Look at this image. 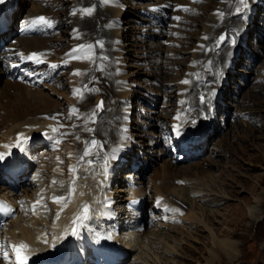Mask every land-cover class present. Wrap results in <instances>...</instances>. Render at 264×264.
Returning a JSON list of instances; mask_svg holds the SVG:
<instances>
[{"label":"rangeland","instance_id":"1","mask_svg":"<svg viewBox=\"0 0 264 264\" xmlns=\"http://www.w3.org/2000/svg\"><path fill=\"white\" fill-rule=\"evenodd\" d=\"M119 1L115 8L109 0H6L11 28L19 17L24 23L48 16L44 26L51 30L31 38L52 58L54 52L78 50L93 58L80 85L71 84L70 63L51 57L54 64L46 59L31 74L40 82L34 85L18 80L17 67L4 57L7 51L0 52V154L5 145L15 144L10 131L17 123H24V129L44 121L60 135L55 142L42 139V131L35 136L40 141L34 144H42L26 156L33 165L15 180L24 214L39 207L48 231L59 215L50 198L53 178L74 187L55 196L57 204L66 206L77 193L83 166L98 160L93 175L107 206L109 201L122 207L130 199L144 202L141 210L133 207L139 214L130 225L112 227L103 221L123 237L129 230L140 235L138 250L125 255L124 264L141 252L152 264H210L213 227L217 238L238 245L234 264H264V0H231L222 15L216 13L220 0H193L177 20V26L183 24L176 27L181 33L170 28L174 19L155 14L152 3L180 8L186 0ZM0 38L22 57L21 40L28 37L15 36L11 29ZM74 97L79 100L71 103ZM100 98L103 107H98ZM173 124V132L177 126L188 128L186 135L200 140L191 160L166 150L165 144L173 143L166 136ZM160 128H167L165 144ZM83 156L85 161L77 163ZM35 177L38 186L30 184ZM187 182L201 195L191 197ZM130 186L135 196L127 191ZM6 187L0 182V190ZM124 196L127 200L116 202ZM157 198H164L160 206L170 208L166 217ZM116 206L110 208L119 212ZM146 206L153 213L148 215ZM250 206L260 207L258 219L247 216ZM155 234L164 242H157ZM221 254L222 262L228 261Z\"/></svg>","mask_w":264,"mask_h":264},{"label":"bare ground","instance_id":"2","mask_svg":"<svg viewBox=\"0 0 264 264\" xmlns=\"http://www.w3.org/2000/svg\"><path fill=\"white\" fill-rule=\"evenodd\" d=\"M230 1L231 0H220L222 6L221 9H218L216 11V13L220 12V15H222V13L226 11L225 9L228 7ZM192 2L193 0H186V2L184 3L185 6L182 5L180 8L173 7L172 5L163 3L162 1L158 3L156 2L152 3V5H154V12L156 15L167 14L170 18L174 19V23L170 25V28L174 32L181 33V31L176 29V27H181L183 26V24L178 23L177 26V20H178L177 17H179L180 19V17H182L181 12L186 10L189 4L192 5ZM109 3L112 7L115 8H117V6L120 5L119 0H109ZM5 6H6V0H2V2H0V10L5 8ZM155 23H160V22L157 21L156 19ZM76 28L79 27L77 26ZM75 32L78 31L76 30ZM36 36L37 35L26 36L28 37L27 39L21 40L22 44L25 47V49L23 50L22 57L18 61H14V62L9 61L10 62L9 64H12V67L14 66L17 67L16 69H18L21 66L23 67L24 61L27 59L26 55L28 54L31 57L30 60L37 61L39 64L46 59H48L49 63H53V64L55 62H58V60H61L62 63H70L71 66L73 67L72 68L73 73L70 76L72 82L71 84L77 86V84L79 83L78 85H80V79L83 78V75H85V74L82 75L83 73L82 71H84L88 67L93 66L92 65L93 58L90 56L91 54L88 55L87 53L80 52L81 50L73 51L72 53L63 54V55L54 52L52 58L51 56L52 52H49L47 49H44V46L40 45V43L37 42L35 38H31ZM33 54L36 55L33 57ZM50 57L55 62L51 61L49 59ZM35 71L36 69L35 70L31 69L29 72L30 74H33ZM67 77L69 76L67 75ZM78 100H79L78 98L74 97L70 99V102L76 103V101ZM41 101L37 103L41 105L42 103ZM38 121L41 122L39 119ZM29 124L30 127L29 126H27V128L24 127V129L21 128L24 125V123H17L11 128L10 134L13 133L11 139H16L15 144L10 143L9 145H5V148L3 149L4 153L0 154V169H2L1 166L3 168L7 167V163H5V161L7 160L9 153L13 150L14 152L10 153L11 155L9 157L8 163H14L17 167L16 168L17 171L26 167L25 171L19 177L9 178V180H14V185L16 186V188H17V184L15 180L19 179L21 176H25L31 169V166L33 165V163H30L29 160L27 161L26 156L29 155L31 156L33 154V151L37 148V146H41L42 144V143L38 145L34 144L35 141H40L38 140L39 137H35V136L42 131L43 134L40 133L39 134L43 135L44 137L42 139H44L47 142L50 141L55 142L54 139L60 136L57 127L50 123H44L43 121L42 123L35 122L33 124L32 123ZM186 130H188V128L187 129L182 127L179 128L180 133H178L177 137L175 136L176 137L175 143L174 144L171 143L170 145H168L167 142L166 150L169 151L171 148L176 151L177 148H179L181 151L182 149L189 148L190 147L189 143L188 141L185 143V138L188 139V136L189 138H191V134L186 135ZM30 135H34V136H30ZM169 137H168V141L172 140L170 135ZM172 146H175L176 149L172 148ZM117 147L120 148L121 144L118 145ZM172 153L174 152L171 150L170 154ZM97 162L98 160L87 161L85 166H83L82 173L79 175L77 179L78 182V184L76 185L77 193H72V198L69 204L66 206L57 204L56 200L58 199L55 196L59 197L60 195H62V191L65 192L70 190V188L74 189V187H71L68 184L66 185L65 181L62 179L53 178V181L50 184L56 185V188L50 190L51 193H53L50 196V198L54 200V204H55L54 208L59 211V215L54 220L53 225L48 226V231L45 225L42 224L43 219H39L41 210H38L39 207L37 206L32 207L33 211L31 212V214H29L28 212L24 214L25 212L21 206L22 211L20 210V213L18 214V218L11 220L6 227H3L1 229V232L4 233V236L6 237L10 245L13 246V250H14L13 252L15 253V258H16V264H20V260L17 256V249H20L21 256L26 257L25 264H38L37 262L40 261L42 262L41 264H44L45 259L46 260L49 259L52 261L56 259L57 260L67 259L65 261V264H75L76 261L78 260H82L83 262L82 264H108L112 260L116 259L118 257V254H120L121 257L124 256L123 259H126L125 255L127 254L131 255L133 252L138 250L139 248L138 246L140 245L139 242L140 235L137 231L129 230V232L127 233L125 232L126 234L123 237L117 231L111 229L110 231L106 224L105 226L103 225L104 220H106L108 224L112 223V227L116 225L115 223H119L120 226L126 225L128 223L130 225L134 222H131L129 220L133 219V216H137L139 213L138 210L134 211L133 207L130 208L129 205L125 203H124L125 206L122 207L123 204L116 206V204L109 201L108 202L109 206H107L106 204L107 202H104V192H102L99 183L96 181V178L93 175L94 173L93 166H95V163ZM166 162H168V160ZM113 168L116 167L113 166ZM15 173L16 171H13V174L11 176L15 177L16 175ZM173 173L175 172L173 171ZM117 175H121L120 172H118ZM130 176L131 178L133 177L132 174ZM167 176L169 177L171 176V174H168ZM90 177L91 179H94V181L89 180ZM3 178L5 179V176ZM34 179L36 181L31 182L30 184L38 186L40 182L39 177H35ZM131 182H134L133 178L132 180H130V183ZM186 185L187 187L190 188L189 192L191 197L199 196V194L201 195V193L198 191L199 188L196 189L195 185L190 186V182H187ZM8 188L9 187H6V189ZM135 190L136 189L134 186L133 187L130 186L127 189V191L132 196L136 195L137 192ZM15 194L16 193L10 189L0 190V195L5 196L10 200H13L14 203L19 206L20 203H18L17 200L18 196H16ZM39 196L40 197H38V199H41L42 196L41 195ZM126 198H127L126 196L118 198L116 202L125 201L127 200ZM182 199H185L187 201V199L184 197ZM213 200L214 202L216 201L215 199ZM115 206L120 208L119 212L115 211L114 208L113 209L110 208ZM85 208L87 209L86 211ZM214 211L215 210L211 212L214 213ZM260 211H261L260 207L250 206L247 209V216L251 217L254 220L258 219L260 217L259 215ZM136 218L137 217H135V219ZM20 220L22 221V223H20ZM131 228L132 227L130 226L129 229ZM101 229L105 232H102ZM210 231L212 234V240L215 246V250L213 251V255L211 256V258L208 259V263L227 264V262L229 261L230 264H234L235 260L238 258V255H240L237 247L238 245L236 244V242H233L231 240H221L217 238V236L215 235L216 233L214 232V227L213 229H210ZM105 234L109 237L114 238V240L116 239L117 241H119V243L114 244V246L119 249L118 253H112L111 249L108 246H104V247L101 246V244L112 243L109 240V238L105 236ZM154 236L155 238H157V242L161 240V238L157 234L153 235V237ZM161 241L164 242V240ZM21 245H24L26 247L21 248L20 247ZM222 252L225 254V256L228 259V261L226 260L225 263L222 262V258H221ZM94 258L96 259L94 260ZM70 259L71 261H69ZM125 262L126 261H119L117 264H124ZM0 264H4V263L0 261ZM54 264H58V263L55 262ZM126 264H152V261L150 259H147L145 253L141 252L134 256L133 261L131 263H126Z\"/></svg>","mask_w":264,"mask_h":264},{"label":"snow or ice","instance_id":"3","mask_svg":"<svg viewBox=\"0 0 264 264\" xmlns=\"http://www.w3.org/2000/svg\"><path fill=\"white\" fill-rule=\"evenodd\" d=\"M0 2H2V0H0ZM106 2H107V0H106ZM85 11V13L86 14H91V9H85L84 10ZM177 19H179V17H177ZM50 23V21H48L45 17H39V18H37V20H33L31 23H33V24H35V23ZM221 39H223V37L221 38ZM22 55V54H21ZM36 54H33V57L35 56ZM31 58V57H30ZM78 74V73H77ZM185 83H187V81H184ZM102 104H103V102H101L100 103V105L98 106V107H102ZM177 133H179V126H177ZM87 209L85 208V211H86ZM15 247V246H14ZM21 248H23V247H26V246H24V245H21L20 246ZM17 256H18V258H19V260H20V264H25V261H26V257H23V256H21L20 255V249H17Z\"/></svg>","mask_w":264,"mask_h":264}]
</instances>
